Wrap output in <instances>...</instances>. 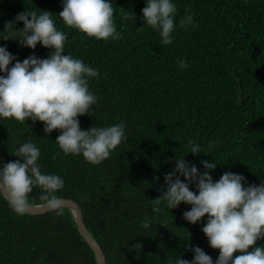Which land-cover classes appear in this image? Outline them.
<instances>
[{
	"label": "trees",
	"instance_id": "16d2710c",
	"mask_svg": "<svg viewBox=\"0 0 264 264\" xmlns=\"http://www.w3.org/2000/svg\"><path fill=\"white\" fill-rule=\"evenodd\" d=\"M176 3L177 22L190 5L198 27L185 30L177 24L173 42L164 45L159 33L143 24L145 0H113L123 38L108 41L67 26L58 16L62 0H0V44L18 59L33 52L45 57L51 49L39 43L35 49L22 46L13 39L18 30L6 22L25 10H49L68 33L64 54L99 69L90 89L100 99L92 115L79 117L81 128L127 124L128 139L110 158L93 165L82 155H64L55 141L59 130L44 133V122L0 118V164L22 159L14 150L24 141L35 142L42 170L64 178L58 194L78 204L106 264H165L169 255L179 254L192 259L189 245L202 247L214 260L218 256L219 249L210 247L201 230L207 214L193 224L182 216L191 207L183 202L152 211V199L161 194L176 157L184 155L200 171L205 170L202 160L215 159L214 180L225 171L242 173L249 183L264 180V0ZM126 11L135 13L134 22L123 18ZM8 36L13 38H3ZM178 58L190 66L180 69ZM189 139L210 154L188 152ZM190 188L196 190L194 184ZM41 192L36 187L30 193L34 204H43ZM146 215L154 218L152 228L141 224ZM137 242L139 250L132 247ZM260 244L264 239L256 242ZM0 264L97 262L68 207L64 215L47 211L21 216L0 195Z\"/></svg>",
	"mask_w": 264,
	"mask_h": 264
},
{
	"label": "clouds",
	"instance_id": "9594fccd",
	"mask_svg": "<svg viewBox=\"0 0 264 264\" xmlns=\"http://www.w3.org/2000/svg\"><path fill=\"white\" fill-rule=\"evenodd\" d=\"M62 5L58 16L67 26L104 41L123 38V33L117 30L113 0H62ZM145 5L141 9L143 24L156 30L164 45L173 42L177 24L185 30L189 26L198 27L190 5L178 22L176 0H145ZM123 18L134 22L135 13L126 11ZM17 21H22L23 27H14ZM6 24L9 29L18 30L15 33L18 38L4 39H16L32 49L39 43L51 51L45 57L33 52L20 60L6 45L0 44V118H14L25 124L28 118L42 121L46 134L59 130L55 141L64 155H82L93 165L110 158L128 139L126 122L93 124L84 129L79 121L81 115H92L93 106L99 102L100 97L90 89V80L100 76L99 69L71 53L64 54L68 33L57 26L49 10L39 13L25 10ZM178 64L182 70L190 66L181 58ZM188 145V152L194 155L210 154L193 139L188 140ZM12 154L22 159L0 164V195L7 199L12 210L21 216L28 214L34 204L30 193L39 187L43 206L64 215L66 200L58 192L64 189L65 180L58 173L42 170L40 147L27 140ZM217 163L215 159L202 160L205 170L200 171L184 155L176 157L172 171L164 175L161 194L152 199V211L177 208L183 202L191 207L182 216L193 224L201 222L207 214L201 230L210 247L219 249L218 256L214 260L202 247L189 245L192 259L181 258V254L169 255L165 264H264V244L256 245L264 239V180L249 183L242 173L232 171H225L214 180L211 170ZM192 184L195 191L190 188ZM141 224L145 229L152 228L154 218L146 215ZM132 247L139 250L142 245L137 242ZM237 251L240 254L233 256Z\"/></svg>",
	"mask_w": 264,
	"mask_h": 264
},
{
	"label": "water",
	"instance_id": "95a60500",
	"mask_svg": "<svg viewBox=\"0 0 264 264\" xmlns=\"http://www.w3.org/2000/svg\"><path fill=\"white\" fill-rule=\"evenodd\" d=\"M64 199L66 200L65 207H68L71 210L74 216L75 222L77 224L79 233L82 235L85 241L89 244L90 248L93 250L97 264H106L105 256L103 254L102 248L100 247L98 242L94 239V237L90 234V232L85 227V224L82 219V213H81V210L78 204L72 199H67V198H64ZM47 211H50V210L45 208L43 204H33V208L30 209L29 214H41Z\"/></svg>",
	"mask_w": 264,
	"mask_h": 264
}]
</instances>
